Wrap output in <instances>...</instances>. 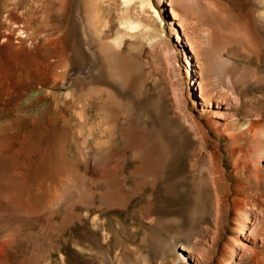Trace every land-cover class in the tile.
Here are the masks:
<instances>
[{"label": "rangeland", "instance_id": "obj_1", "mask_svg": "<svg viewBox=\"0 0 264 264\" xmlns=\"http://www.w3.org/2000/svg\"><path fill=\"white\" fill-rule=\"evenodd\" d=\"M176 8L187 18L185 36L170 16ZM196 24L212 25L216 35L212 47L193 56L186 42ZM111 57L131 74L129 83L111 79ZM209 65L222 87L232 80L240 99L228 111L235 125L229 131L216 129L210 113L189 101L193 78L208 77ZM166 85L181 86L187 107L210 132L197 167L206 174L207 164L220 160L234 185L217 188L229 205L219 245L242 226L257 222L260 230L264 163L259 180L247 168L238 174L237 164L250 163L240 154L253 152L264 129V0H0V264H180L179 244L197 226L187 177L193 143L162 127L157 101ZM207 86L196 85L195 95ZM127 106L135 113L125 114ZM132 116L139 129L156 126L169 143L156 184L139 173L153 165L139 171L127 150L140 132ZM238 128L245 131L236 141ZM145 142L149 154L161 148ZM112 154L120 172L109 181ZM211 253L201 264H219ZM252 264H264V257Z\"/></svg>", "mask_w": 264, "mask_h": 264}, {"label": "bare ground", "instance_id": "obj_2", "mask_svg": "<svg viewBox=\"0 0 264 264\" xmlns=\"http://www.w3.org/2000/svg\"><path fill=\"white\" fill-rule=\"evenodd\" d=\"M123 1L125 3H129L131 0H123ZM172 1L174 3L184 2V0H172ZM177 11H178L177 8L175 9V11L170 9V16L172 20H176L177 25L181 30V33L183 34V36H185V34L188 32L187 18L185 17L184 14H182L181 12L178 13ZM196 26L198 27L197 32L194 33V36H191L192 39L190 38L189 40L187 38V42H186L188 45L189 51L190 53L193 54V56L196 53L197 54L200 53L201 50L207 47H212L213 37L216 35L214 31V27L212 25L203 24L200 27L196 24ZM130 27L134 28V26L132 25ZM180 38H181V34L179 35V33L177 32L175 35V40L177 41V43L179 42ZM213 48H215L214 45H213ZM172 52H173V47H168L165 49V53L166 55H168L169 59H171V55L173 54ZM186 57L188 58V56ZM111 58H112V61H114V63L112 62L113 69L111 70H113L112 71L113 73L111 72L112 73L111 79L114 77L117 80V82L118 81L120 82L119 83L120 85H121V82L124 84L129 83V80H130L129 75L131 74L127 73L124 70L125 69L123 68L124 65L123 63L119 61L118 58H114V57H111ZM110 60L111 59L109 58V61ZM194 61L197 63L200 62V56L197 58V60L194 59ZM188 64H189V59H188ZM186 65H187V62H186ZM197 65H200V64H197ZM190 70H191L190 71L191 76L193 75L195 76V74H193V68H191ZM208 70L210 71L208 77H206L203 72L199 74V80H195L194 76H193L194 77L193 80H194L195 86L198 85L199 87H201L203 85L204 86L212 85V88L211 89L209 88L208 90L198 89L197 90L198 96H196L194 93V91H196L195 86H194L191 89L190 93L192 97L189 101L194 103L192 106L194 107L196 106L197 107L196 109H198L201 113H205V112L210 113L209 119L214 120L213 124L216 129L222 128L224 130L229 131L235 125L232 122L233 119L230 117L229 115L230 113H228V111L231 109H235L238 106L240 99L234 91V85L231 79L227 78V84H226L227 86L222 87L219 84V82L216 80V77L214 75L216 74L215 72H217L216 69H214L212 65H209ZM142 83L144 82L142 81ZM163 89L164 91L167 92V94H165L166 92H164L163 94L161 93L163 96L161 98H158V101H157L158 105L164 110L163 112L165 114V120H164V123L162 122V125H163L162 127L166 128L164 130L169 129L170 131H174L175 133L181 132L182 140H188L193 143V150L191 151L193 162L190 164V168L188 167L189 171H188L187 177H189L192 187L194 188L195 193H196L193 214H194V224H197V226H194L188 229V231L186 232L185 238H183L179 244L180 264H201L206 252L208 251L212 252L211 253L212 257L214 256L216 258V261L219 264L225 258L227 259V264H232L233 263L232 261L234 259L237 260V264H252V262L255 259H258V257H264V227L261 228L260 230L256 228L255 224L257 222L255 221L257 219L255 216L254 218L255 223L254 225H251V228L247 229V226L243 227L241 224L242 227L239 229L240 231L237 234V236L233 237V239L230 241L228 240V242H226V244L223 245V247L219 245L218 243L219 237L222 236L226 232L227 217L229 215V212H228L229 205L226 203L225 200H223L219 196L217 188L219 185H223L229 190L234 185L232 181L229 182L230 175H227L225 173V170L223 168V165L220 163V160L216 159V163H213V164L211 163L209 164L207 162L208 164L206 167L208 169L205 168V170H207L206 174H202L201 170L197 167L198 166L197 160L205 156L204 150L207 148V146L210 143V140L208 137L209 136L208 134L210 132L209 131L207 132V127L202 122V120L199 117L193 115L191 110H189V108L187 107L188 102L184 98L183 89L181 88V86L173 87V86L166 85ZM197 98L199 99V101H197ZM120 102L118 104H120ZM121 104H122L121 106L124 107L122 102ZM119 107H117L118 110H119ZM120 109H121V112L123 113L124 110L122 111V107ZM126 113L130 115L135 113L133 107L131 106L128 107V109L125 111V114ZM133 119L137 121L135 122L137 123L136 128L139 129L138 125L141 123L140 120H138L139 118L137 119L134 116ZM160 123H161V120L159 124ZM142 126H141V129H139L140 134L137 132L138 130L135 131L136 133L134 134V136H132L134 138H132L131 141L128 142L129 146L127 150L128 152L129 151L132 152V156L136 158L135 160L139 161L140 165L139 167L137 166L138 167L137 169L139 171L142 168H144L147 162L153 165L152 167L148 166L147 168L145 166L146 169H144L145 170L144 173L139 172L142 175V177L148 178V180L150 181L154 180L155 182L158 181L159 179L163 181L162 180L163 178H160V175L158 172L159 170L162 169L164 163L167 162L168 160L167 154H170L168 153L170 151L169 143L165 139V136L163 135L162 130L156 131L157 127L155 125H154L155 127L152 126L153 127L152 129L149 128L148 125H142ZM160 126L158 129H161ZM248 127L252 128V125L246 126L245 129H248ZM154 128L156 130H154ZM238 129L241 132L240 135H234V134L231 135L233 140H236V141L243 139L244 131H245V130L242 131L241 128H238ZM246 132L250 133L251 131L247 130ZM255 132H257V130H255ZM257 134L259 137V141H258L256 148L253 150V152L251 153V151H249V148H247L246 152L244 151L240 154L241 159L243 158L242 156L243 154L249 155L250 163H248V161L246 162L241 161L240 163V160H239L237 164L239 165V170L237 171L238 174H240L241 171L244 170V168H247L249 177L250 178L254 177L253 179L255 180H259L258 177L261 176V173L263 171V169H261V165H262V161L264 163V149L261 148L260 144L264 142V129L259 130ZM253 137H254V134H253ZM111 140H112V129L109 126V146H110ZM145 140H147L151 144L156 143L157 145H159V147H161L160 150L154 153H150V154L149 152L146 151L147 152L146 153L144 148H142ZM218 148H219V145L216 144L215 155L217 156L219 153ZM211 157L213 156L211 155ZM119 166L120 165L116 163L113 154L109 155V181L112 178V174H115L118 171L120 172ZM167 168L168 166L166 167V170ZM135 172L137 173V171ZM183 180H185V178H183L182 181ZM202 194H204V196ZM235 201L237 200L235 199L234 202ZM262 223H263L262 225L264 226L263 220H262ZM180 231L183 234L184 230L180 229ZM205 246H208V251L205 250L204 248ZM225 254L227 256H225Z\"/></svg>", "mask_w": 264, "mask_h": 264}]
</instances>
